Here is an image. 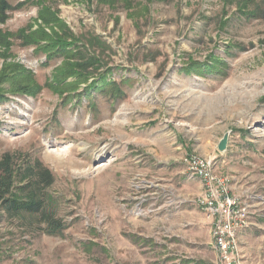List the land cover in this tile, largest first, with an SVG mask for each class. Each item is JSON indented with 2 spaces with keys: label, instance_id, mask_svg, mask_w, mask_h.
Instances as JSON below:
<instances>
[{
  "label": "rangeland",
  "instance_id": "obj_1",
  "mask_svg": "<svg viewBox=\"0 0 264 264\" xmlns=\"http://www.w3.org/2000/svg\"><path fill=\"white\" fill-rule=\"evenodd\" d=\"M11 3L0 161L52 172L63 230L0 207V264H221L192 156L248 202L240 264H264V0Z\"/></svg>",
  "mask_w": 264,
  "mask_h": 264
},
{
  "label": "trees",
  "instance_id": "obj_2",
  "mask_svg": "<svg viewBox=\"0 0 264 264\" xmlns=\"http://www.w3.org/2000/svg\"><path fill=\"white\" fill-rule=\"evenodd\" d=\"M12 8L11 0H0V16H5ZM64 32L67 34L55 41L53 46L57 48L56 44H58V47H61L60 55L67 52L68 49L64 45L69 36L73 35L71 32ZM46 40L51 42L47 34ZM93 40L98 42L97 39ZM46 52L51 58L59 54L57 52L53 55L50 49ZM53 183L52 172L39 160L21 171H15L6 156L0 161V207L9 218L25 220L30 228L37 226L44 233L57 236L61 234L63 224L54 209V198L48 192Z\"/></svg>",
  "mask_w": 264,
  "mask_h": 264
},
{
  "label": "built area",
  "instance_id": "obj_3",
  "mask_svg": "<svg viewBox=\"0 0 264 264\" xmlns=\"http://www.w3.org/2000/svg\"><path fill=\"white\" fill-rule=\"evenodd\" d=\"M215 163L209 157L190 158V175L202 184L195 203L211 219L213 248L221 264H240L239 234L249 227L250 206L233 193L231 177L215 171Z\"/></svg>",
  "mask_w": 264,
  "mask_h": 264
},
{
  "label": "water",
  "instance_id": "obj_4",
  "mask_svg": "<svg viewBox=\"0 0 264 264\" xmlns=\"http://www.w3.org/2000/svg\"><path fill=\"white\" fill-rule=\"evenodd\" d=\"M229 144V133H226L217 145V149L220 153H224L227 150Z\"/></svg>",
  "mask_w": 264,
  "mask_h": 264
},
{
  "label": "crops",
  "instance_id": "obj_5",
  "mask_svg": "<svg viewBox=\"0 0 264 264\" xmlns=\"http://www.w3.org/2000/svg\"><path fill=\"white\" fill-rule=\"evenodd\" d=\"M213 152H216V153H217V149L214 148ZM208 154H209V153H208ZM217 155H218V154H217ZM218 156H219V155H218ZM193 178H195V177H193ZM195 181H197V184H198L199 190L201 191V189H202V184H201L200 179L195 178Z\"/></svg>",
  "mask_w": 264,
  "mask_h": 264
},
{
  "label": "bare ground",
  "instance_id": "obj_6",
  "mask_svg": "<svg viewBox=\"0 0 264 264\" xmlns=\"http://www.w3.org/2000/svg\"><path fill=\"white\" fill-rule=\"evenodd\" d=\"M56 156H57V155H56ZM59 158H62V155H61V156L59 155Z\"/></svg>",
  "mask_w": 264,
  "mask_h": 264
}]
</instances>
